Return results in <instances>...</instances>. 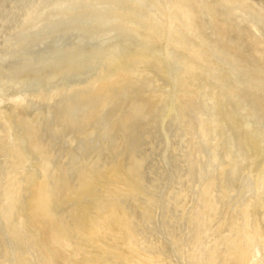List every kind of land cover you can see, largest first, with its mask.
Segmentation results:
<instances>
[{"label":"rangeland","instance_id":"374dc122","mask_svg":"<svg viewBox=\"0 0 264 264\" xmlns=\"http://www.w3.org/2000/svg\"><path fill=\"white\" fill-rule=\"evenodd\" d=\"M112 168L134 190L111 201ZM43 178L71 244L112 202L164 264H223L234 222L264 232V0H0V264H74L29 217ZM247 244L264 264V234Z\"/></svg>","mask_w":264,"mask_h":264},{"label":"bare ground","instance_id":"6f19581e","mask_svg":"<svg viewBox=\"0 0 264 264\" xmlns=\"http://www.w3.org/2000/svg\"><path fill=\"white\" fill-rule=\"evenodd\" d=\"M132 76V72L126 69H119L114 74L98 81L95 85V92L98 94L107 93L111 89L127 83ZM18 163L25 161V156L19 146L14 151ZM108 174L114 180L112 194H109L111 201L123 192L134 190L130 182L123 178L118 170L111 169ZM123 182L125 187L120 183ZM88 183V182H87ZM86 183V184H87ZM85 184V185H86ZM121 186V187H120ZM111 188V189H112ZM8 199L11 211L20 201V187L16 179L10 178L8 186ZM52 195L48 190L46 178L33 183L31 194L28 198L27 210L33 225L37 226L46 240L53 245L56 252L63 261L77 263L74 257L82 255L84 264H164L158 256H152L141 249L138 238L133 230L132 222L127 212L119 205L112 202L107 210H99L92 218L78 220L77 230L84 231V240L78 244H71L68 239V231L59 223L50 211ZM207 208L212 207L209 203ZM248 226V225H247ZM232 235L219 237L217 243H226L227 250L225 262L223 264H258L254 260V254L247 242L253 237L264 234L258 226L253 230L241 227L237 222L232 224ZM103 238H111L116 241L113 246H105ZM86 241L98 247L101 253H85ZM71 248V256L65 250ZM216 251L213 250L205 259L204 264H214L216 261ZM113 257L114 262H109L107 257ZM50 258V256H49Z\"/></svg>","mask_w":264,"mask_h":264}]
</instances>
